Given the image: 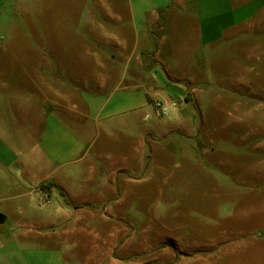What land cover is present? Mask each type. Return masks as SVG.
<instances>
[{"label":"crops","instance_id":"obj_1","mask_svg":"<svg viewBox=\"0 0 264 264\" xmlns=\"http://www.w3.org/2000/svg\"><path fill=\"white\" fill-rule=\"evenodd\" d=\"M47 3L61 9L41 13L45 26L15 21L20 29L0 33V264H102L96 240L104 226L116 241L127 237L107 264L150 261L136 240L150 241L156 229L174 241L181 263L250 264V252L263 263L264 125L247 124L258 108L253 116L203 105L206 119H239L222 129L242 136L249 159L234 179L256 185L245 193L256 206L237 209L228 228L214 216L220 225L211 234L193 221L161 224L152 216L135 226L127 216L151 214L137 211L136 198L169 178L170 151L207 159L226 148L209 122L199 125L193 102L247 89L258 99L264 0H80L75 15L71 2ZM154 100L174 106L170 121L152 118ZM232 192L234 201L243 196ZM105 214L112 218L104 223Z\"/></svg>","mask_w":264,"mask_h":264},{"label":"rangeland","instance_id":"obj_2","mask_svg":"<svg viewBox=\"0 0 264 264\" xmlns=\"http://www.w3.org/2000/svg\"><path fill=\"white\" fill-rule=\"evenodd\" d=\"M47 0H0V33H5L6 31H13L16 28L20 27L15 26V21H20L23 26H27L30 30L32 26L37 30L38 26H45L46 22L41 20L47 16L41 13H49L53 9L54 13H58L61 9L59 4H55L54 7H51L49 3L46 4ZM66 2H71V13L72 15L78 14L81 6H78L80 0H65ZM93 13V12H92ZM39 17V18H38ZM77 24L72 22L71 25ZM88 26L95 25V22L87 23ZM24 29V28H22ZM75 34L72 33V37ZM15 40V37L12 39ZM222 88V87H219ZM264 87H258V99L251 95L247 90L238 91L240 93L235 94L232 99L225 93H221L218 96L212 97L210 102H193L194 108L198 111V122L199 125H204L205 120L210 123V131L213 134H216V139L220 142H224L226 145L225 149L219 148L212 155H207L203 159L196 158L195 156L189 157L187 153L183 150L180 152H169L167 154V161L165 163V169L168 179H163L160 182L161 188H151V185L145 187L144 191L141 193L140 198H136L137 211L144 213L143 209L151 208V214L146 213L145 215H138L132 212L128 213V220L131 221L135 226H138V221H141V217H144L145 221L150 220V217L154 216L156 220L163 224L168 223L174 225L177 222H191L200 226L204 225L203 232L204 234H211L219 228L218 222L214 223V216H220L223 219L221 224H226L225 227L228 228L230 223L233 224L234 215L238 212L237 209L247 206H256L257 201H248L246 200L245 193L251 188L252 191H257L256 185L247 184V185H238L234 177L238 174L239 162L241 160L249 159L246 157L244 146L241 144L242 136L239 132L232 129V127L227 129H222L224 126L230 124H239L238 118H229V117H216L212 115L209 118H204V104H208L210 108H215L217 110H227L229 106L234 108L242 113H247L251 111V114L254 116L256 109L258 108V119L254 120L253 117L247 119L249 120L247 124H255L258 122V125H264ZM156 109V116L152 118H164V120L170 121L173 118V114L176 113L174 106L172 104H167L166 106L160 100L152 101ZM166 109L164 113L162 110ZM206 108V107H205ZM167 114V115H166ZM225 115L228 114L227 111L224 112ZM241 136V137H240ZM218 144V143H217ZM206 147L205 144H200V147ZM216 163V164H215ZM234 166L235 169L232 167ZM225 170V171H224ZM239 186H242L239 188ZM245 187V189H244ZM228 189L227 191H225ZM229 190H232V193H236L241 196L240 199L233 200L229 193ZM244 190V191H241ZM242 192V193H240ZM230 198V199H229ZM134 205L133 201L124 199L123 205ZM221 208V212L216 215L213 208ZM146 209V212H147ZM234 209L235 212H234ZM105 221H110L112 215L105 214ZM209 225V227H207ZM210 229V230H209ZM157 230V229H156ZM154 230L150 236V241L145 242L142 239L136 240V251H150V261H136L135 264H160L158 261V255L160 251L166 249V263L163 264H190V263H181L179 259L174 258V253L176 249L179 248L176 246L173 240L167 239L166 241L159 239ZM89 230L85 231L87 239H90ZM110 228L105 227L103 229L102 241L100 242L97 238L96 245H102V255L103 263L107 264L108 258L111 254V249L116 246L126 242V235L119 236L117 238H112L110 236ZM184 234H190V231H184ZM114 249V248H113ZM179 253L184 254V258L190 256L189 251H179ZM253 258V259H252ZM248 259L250 264H256L257 258L253 257V253L248 254ZM238 264H241L242 260L238 258L236 260ZM243 264V263H242ZM258 264H264L260 262L258 258Z\"/></svg>","mask_w":264,"mask_h":264},{"label":"trees","instance_id":"obj_3","mask_svg":"<svg viewBox=\"0 0 264 264\" xmlns=\"http://www.w3.org/2000/svg\"><path fill=\"white\" fill-rule=\"evenodd\" d=\"M51 185H53V183H48V185H44L43 188L49 190L51 188Z\"/></svg>","mask_w":264,"mask_h":264},{"label":"built area","instance_id":"obj_4","mask_svg":"<svg viewBox=\"0 0 264 264\" xmlns=\"http://www.w3.org/2000/svg\"><path fill=\"white\" fill-rule=\"evenodd\" d=\"M164 113L166 112V109L165 108H163V110H162Z\"/></svg>","mask_w":264,"mask_h":264}]
</instances>
